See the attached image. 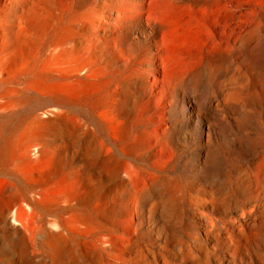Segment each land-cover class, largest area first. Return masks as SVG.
I'll return each instance as SVG.
<instances>
[{
	"label": "rangeland",
	"instance_id": "obj_1",
	"mask_svg": "<svg viewBox=\"0 0 264 264\" xmlns=\"http://www.w3.org/2000/svg\"><path fill=\"white\" fill-rule=\"evenodd\" d=\"M31 82L47 93H24ZM10 88L25 101L16 146L36 139L53 151L33 156L21 174L31 181L51 170L55 179L78 181L83 205L133 240L125 247L118 240L126 251L114 264H138L142 256L152 264H264V0H0V99ZM13 170L0 159V211L6 183L25 181L16 182ZM25 203L16 218L30 238L56 214ZM1 231L0 264H42L20 254L16 234ZM79 252L80 261L62 264H95L87 245Z\"/></svg>",
	"mask_w": 264,
	"mask_h": 264
},
{
	"label": "bare ground",
	"instance_id": "obj_2",
	"mask_svg": "<svg viewBox=\"0 0 264 264\" xmlns=\"http://www.w3.org/2000/svg\"><path fill=\"white\" fill-rule=\"evenodd\" d=\"M135 1V0H134ZM48 3V2H47ZM117 3V2H116ZM153 7V6H152ZM128 8V7H127ZM42 9V8H41ZM47 9L48 11V8H45V10ZM68 9V8H67ZM73 9V8H72ZM78 9V8H77ZM51 9H49L50 11ZM70 10H71V7H70ZM68 10V11H70ZM76 10V8H75ZM72 11V10H71ZM74 11V9H73ZM78 11V10H76ZM62 12V11H61ZM60 12V13H61ZM94 12V11H93ZM59 13V15H60ZM64 13V11H63ZM71 13V12H70ZM80 13V12H79ZM84 13V12H83ZM146 13V12H144ZM78 14V13H76ZM96 14V13H95ZM117 14V13H116ZM63 15V14H62ZM65 15V13H64ZM68 15V14H67ZM113 15V14H112ZM73 16V15H72ZM68 17V16H67ZM75 17V16H74ZM95 17V16H94ZM119 17V16H118ZM62 18V17H61ZM81 18V17H79ZM78 18V20H79ZM76 19V17H75ZM74 19V20H75ZM68 20V19H67ZM77 20V19H76ZM77 20V21H78ZM101 20V19H99ZM73 21V20H71ZM70 21V22H71ZM87 21V20H86ZM92 21V20H91ZM149 21V19H148ZM147 21V25L149 27H151V23ZM69 22V20H68ZM74 22V21H73ZM82 22V21H81ZM90 22V21H89ZM88 22V23H89ZM146 22V21H145ZM160 22V21H159ZM64 23H67V22H64ZM78 23V22H77ZM76 23V25H77ZM87 23V24H88ZM91 23V22H90ZM89 23V25H90ZM102 23V22H101ZM79 25V24H78ZM82 25V24H81ZM86 25V24H85ZM84 25V27L86 28V26ZM62 26V25H61ZM66 27V25H64ZM71 27L72 24L70 25ZM101 26V24H100ZM60 27V26H59ZM63 27V26H62ZM69 27V26H68ZM70 27V28H71ZM78 27V26H77ZM98 27V26H96ZM67 28V27H66ZM69 28V29H70ZM75 29V27H73ZM80 28V27H79ZM94 28V27H93ZM61 29V28H60ZM63 29V28H62ZM72 29V28H71ZM78 29V28H76ZM83 29V27H82ZM96 29V28H94ZM156 29V28H155ZM57 31V30H56ZM64 31V29L62 30ZM75 31V30H74ZM77 31V30H76ZM79 31V30H78ZM77 31V32H78ZM157 32V31H156ZM79 33V32H78ZM84 33V32H83ZM93 33V32H92ZM55 33H53V36H54ZM59 34V32H58ZM64 34V33H63ZM62 34V35H63ZM76 34V33H74ZM80 34V33H79ZM78 34V36H79ZM86 34V33H85ZM94 34V33H93ZM61 35V36H62ZM90 35V34H89ZM59 36V37H61ZM93 36V35H92ZM58 37V36H57ZM63 37L65 38L66 40V37L63 35ZM68 37V36H67ZM159 37V36H158ZM70 38V36L68 37ZM67 38V39H68ZM72 38V37H71ZM87 38V36H86ZM88 38H90L88 36ZM112 38V37H111ZM53 39V37H52ZM94 39V38H93ZM115 39H118V38H115ZM63 40V39H62ZM61 38L60 40L58 41H62ZM79 40V39H77ZM76 40V41H77ZM83 40V39H82ZM81 40V41H82ZM86 40V39H85ZM84 40V41H85ZM114 40V39H113ZM112 40V42H114ZM64 41V40H63ZM75 41V40H74ZM73 41V42H74ZM87 41L89 42V39H87ZM100 41V40H99ZM102 41V39H101ZM111 41V40H110ZM52 42V41H51ZM91 42V41H90ZM70 43V42H69ZM78 43V42H77ZM85 43V42H84ZM217 45V43H215ZM67 45V44H66ZM72 45V44H71ZM223 45V44H222ZM62 46V44H61ZM64 46V45H63ZM68 46V45H67ZM66 46V47H67ZM73 46H74V43H73ZM72 46V47H73ZM60 47V46H59ZM143 47V46H142ZM61 48V47H60ZM64 50H65V46L62 47ZM76 48V47H75ZM144 48V47H143ZM50 49V48H49ZM52 49V48H51ZM59 49V48H58ZM74 49V48H73ZM61 50V49H59ZM70 50V49H68ZM72 50V49H71ZM70 50V51H71ZM76 50V49H75ZM83 50V48H82ZM51 51V50H50ZM53 51V50H52ZM51 51V52H52ZM66 52V50H65ZM69 52V51H67ZM66 52V53H67ZM57 53V52H55ZM76 53V52H75ZM123 53H124V50H123ZM51 54V53H50ZM58 54V53H57ZM78 54H79V50H78ZM125 54V53H124ZM141 54V53H140ZM52 55H53V52H52ZM60 55V54H59ZM58 55V56H59ZM62 55V54H61ZM68 55V54H67ZM66 55V56H67ZM138 55V54H137ZM136 55V56H137ZM48 56V55H46ZM55 56V57H53ZM52 56V59L53 58H56L57 55H53ZM57 56V58H58ZM76 58H77V54L74 55ZM80 56V54H79ZM84 56V54H83ZM86 56V55H85ZM124 56V55H123ZM134 56V54H133ZM63 57V56H61ZM60 58V57H59ZM66 58V57H65ZM70 58V57H69ZM68 58V60H69ZM73 58V56L71 57V59ZM83 58V57H82ZM87 58V56L85 57ZM127 58V57H125ZM163 58V57H162ZM81 59V58H80ZM56 60V59H54ZM63 60H64V57H63ZM67 60V61H68ZM76 60V59H75ZM89 60V59H88ZM129 60V59H127ZM51 61V59H50ZM53 61V60H52ZM59 61V60H58ZM65 61V62H67ZM79 61H84L83 59L82 60H79ZM91 61V60H90ZM135 61V60H134ZM61 62V61H59ZM74 62V61H73ZM78 63V61H75V63ZM87 62V61H86ZM132 62V60H131ZM53 63V62H51ZM50 63V64H51ZM74 63V64H75ZM101 63V62H100ZM61 64V63H60ZM67 64V63H66ZM65 64V65H66ZM77 65V64H76ZM83 65V63H82ZM100 66V64H98ZM6 66V65H4ZM30 66V65H29ZM32 66V65H31ZM74 66V65H73ZM79 66V65H78ZM85 66V65H84ZM34 67V66H33ZM17 68V66H16ZM66 68V67H65ZM84 67H82L83 69ZM101 68V67H100ZM53 69V68H52ZM62 68H60V70H57V71H62L61 70ZM67 69V68H66ZM78 69V68H77ZM18 70V69H17ZM33 70V69H32ZM39 70V69H38ZM80 69H78L79 71ZM95 70V69H94ZM98 70H99V67H98ZM19 71V70H18ZM41 71V70H40ZM53 71V70H52ZM76 71V70H74ZM76 71V72H78ZM85 71V70H83ZM82 71V72H83ZM92 69L90 68V71L88 72H91ZM28 72V71H27ZM55 72V71H54ZM52 72V74L54 73ZM72 72H73V69H72ZM86 72V71H85ZM86 72V74L88 73ZM95 72V71H94ZM97 74H98V71H96ZM112 72V71H111ZM32 73V72H31ZM46 73V72H45ZM80 73V72H78ZM10 74V73H8ZM29 74V73H28ZM38 74V73H37ZM48 74V73H47ZM55 74L58 75V73L56 72ZM63 74V73H62ZM77 74V73H76ZM85 74V73H84ZM83 74V75H84ZM91 74V73H89ZM96 74V75H97ZM100 74V73H99ZM155 74V73H154ZM43 75V74H42ZM41 75V76H42ZM60 75V73H59ZM70 75V74H69ZM72 75V74H71ZM70 75V76H71ZM74 75V74H73ZM72 75V76H73ZM88 75V74H87ZM95 75V73L93 74ZM101 75V74H100ZM112 75V74H111ZM38 76V75H37ZM48 76V75H47ZM54 76V75H53ZM52 76V77H53ZM107 76V75H106ZM110 76V75H109ZM31 77V76H30ZM39 77V76H38ZM43 77H46L43 76ZM55 77V76H54ZM69 77V76H68ZM75 77V76H74ZM73 77V79H75ZM85 77V75H84ZM93 77V76H92ZM99 77V76H98ZM104 77V76H103ZM37 78V77H36ZM49 78V76L47 77ZM47 78H43L44 80H46ZM51 78V77H50ZM64 77H62L61 79H63ZM78 78V77H77ZM76 78V79H77ZM90 78V77H89ZM102 78V77H101ZM9 79V78H8ZM22 79V78H21ZM34 79V77H33ZM32 79V80H33ZM72 81L70 82H73V79L70 78ZM95 79V78H94ZM100 79V78H99ZM11 80V79H9ZM27 80V79H26ZM25 80V81H26ZM30 80V79H29ZM31 80V81H32ZM47 80H51V79H47ZM65 80V78L63 79ZM97 80V79H96ZM21 81V80H20ZM43 81V80H42ZM59 81V80H58ZM66 81V80H65ZM69 81V80H68ZM24 82V81H23ZM22 82V83H23ZM29 82V81H28ZM112 82V81H111ZM9 83V82H8ZM11 83V82H10ZM38 83V81H37ZM40 83V81H39ZM42 83V82H41ZM55 83V82H54ZM59 83V82H57ZM108 83V82H107ZM18 84L20 85V83L18 82ZM25 83H23V86H24ZM29 84V83H28ZM32 82L30 83V86H26L24 89L22 88L21 86V89H23L22 91L25 93V91L27 90H32L33 88L34 89H37L39 87V84H38V87H36L35 85H31ZM64 84V83H63ZM70 84V83H69ZM76 82L74 83V86H75ZM13 85V84H12ZM22 85V84H21ZM27 85V84H26ZM43 85V84H42ZM41 86V85H40ZM56 86V85H55ZM70 88V87H69ZM40 89V88H39ZM37 89V90H39ZM63 89V88H62ZM71 89V88H70ZM69 89V90H70ZM72 89H75V88H72ZM71 89V90H72ZM41 90V89H40ZM44 91H46L45 93H47V90L44 88L43 89ZM43 90H41L40 92H42ZM36 91V90H35ZM43 91V93H44ZM55 91V90H54ZM61 91V90H59ZM99 91V90H98ZM97 91V93H98ZM103 91V90H102ZM111 91V90H110ZM109 91V93H110ZM31 92V91H30ZM37 92V91H36ZM6 93V92H5ZM39 93V91H38ZM42 93V94H43ZM114 94V92H112ZM116 93V92H115ZM127 93V92H126ZM21 94L22 92L19 90V89H14V88H10L9 91L7 92V94L5 96H3V98L0 99V159L2 161H7L9 162L12 166H13V174H14V178H11L14 179L16 182L17 180H19L20 182L21 179L24 181L26 178L23 177V175L21 174L20 170L22 171L23 168L27 167V166H31L35 163V160L33 159V156H36V155H39V156H44V155H49L51 154V150L49 147V145H43V144H40L39 141H37L36 139L35 140H24V144H23V148L22 149H19L16 144H15V137L13 135L14 131L18 130L20 127H22L23 125V122L25 121L23 118H18V112L20 111V109L24 106L25 104V101L24 99L21 97ZM36 94V93H35ZM40 94V93H39ZM58 94V93H57ZM128 94V93H127ZM45 95V94H44ZM50 95V94H49ZM52 95V94H51ZM107 95V94H106ZM105 95V96H106ZM41 96V95H40ZM48 96V95H47ZM113 96V95H112ZM44 97V96H42ZM46 97V96H45ZM91 97V96H90ZM95 97H97V95L95 94ZM94 97V98H95ZM100 97V96H98ZM115 97V96H114ZM114 97H112L114 99ZM100 98H103V97H100ZM105 98V97H104ZM109 98V95L108 97ZM116 98V97H115ZM93 99V98H92ZM99 99V98H98ZM112 99V100H113ZM117 99V98H116ZM88 100V99H87ZM97 100V98H96ZM106 100V99H104ZM107 101V100H106ZM115 101V100H114ZM98 102V100H97ZM96 102V103H97ZM104 103V101H102ZM109 102V100H108ZM107 102V103H108ZM61 103V102H60ZM67 103V102H66ZM99 103V102H98ZM102 103V105H103ZM59 104V103H58ZM93 104V103H92ZM95 104V102H94ZM100 104V103H99ZM99 104H95V105H99ZM110 104V103H109ZM63 105H64V102H63ZM66 105V104H65ZM87 105V104H86ZM90 105V104H89ZM88 105V106H89ZM108 105V104H107ZM93 106V105H92ZM90 106V107H92ZM55 107V106H54ZM81 107V106H80ZM100 107V106H99ZM104 107V106H103ZM59 108V106H58ZM75 108V107H74ZM73 108V109H74ZM61 109V108H60ZM69 109V108H68ZM84 109V108H83ZM98 109V106L96 107V110ZM53 110V108H52ZM57 111V115H62V116H65V113L62 111V110H58L57 108L55 109ZM71 110V109H70ZM80 110V109H79ZM85 110V109H84ZM89 110V109H88ZM94 110V109H92ZM100 110V109H99ZM105 110V109H104ZM48 111V110H47ZM51 111V110H50ZM67 111V109L65 110ZM75 111V110H74ZM87 111V110H86ZM101 111V110H100ZM54 112V111H53ZM91 112V111H90ZM67 113H70V112H67ZM98 113V112H97ZM100 113V112H99ZM98 113V114H99ZM47 114V113H45ZM71 114V113H70ZM77 114V113H76ZM94 114V113H93ZM96 114V112H95ZM102 114V113H100ZM109 114V113H108ZM15 116V120L8 126H5L4 123H2V118L3 117H9V116ZM56 115V116H57ZM107 115V114H106ZM47 116V115H46ZM104 116V115H103ZM37 117V116H36ZM40 117V116H39ZM80 117V116H79ZM84 117V116H83ZM82 117V118H83ZM102 117V115L100 116ZM32 118V117H31ZM38 118V117H37ZM49 118V117H48ZM104 118V117H103ZM20 119V120H18ZM33 119V118H32ZM67 119V118H66ZM105 119V118H104ZM56 120V119H55ZM61 120V119H60ZM64 120V119H63ZM70 120V119H68ZM74 120V118H73ZM100 120V119H99ZM106 120V119H105ZM36 121V120H35ZM54 121V119H53ZM58 121V120H57ZM56 121V122H57ZM72 121V120H71ZM108 121V120H106ZM73 122V121H72ZM101 122V121H100ZM98 122V123H100ZM103 122V120H102ZM115 122V121H114ZM32 123V122H31ZM55 123V122H54ZM107 123V122H106ZM105 123V124H106ZM39 124V123H38ZM43 124V122H42ZM75 124V122L73 123ZM78 124V122H77ZM108 124V123H107ZM110 124V123H109ZM112 124V123H111ZM27 125V124H26ZM34 125V124H33ZM41 125V124H40ZM54 125V124H53ZM81 124H78L77 126H80ZM93 125V124H92ZM31 126V125H30ZM36 126V125H35ZM58 126V125H57ZM83 126V124H82ZM90 126V125H89ZM26 127V126H25ZM24 127V128H25ZM92 127V126H91ZM102 127V126H101ZM100 127V128H101ZM112 127V126H111ZM28 128V127H27ZM26 128V129H27ZM31 128V127H29ZM73 128V127H72ZM71 128V129H72ZM79 128V127H78ZM87 128V127H86ZM84 128V129H86ZM95 128V127H94ZM104 128V127H102ZM32 129V128H31ZM34 129V128H33ZM36 129V127H35ZM70 128L67 129V130H71ZM96 129V128H95ZM54 130V129H53ZM65 130V131H67ZM87 130V129H86ZM89 130V129H88ZM92 130V128H91ZM90 130V132H91ZM99 130V129H98ZM29 131V130H28ZM58 131V130H57ZM76 131V129H75ZM79 131V130H78ZM112 131V130H111ZM68 132V131H67ZM79 132H82V131H79ZM87 132V131H86ZM84 131V133H86ZM97 132V131H96ZM56 133V132H55ZM66 133V132H65ZM83 133V134H84ZM93 133V131L91 132ZM94 133H95V130H94ZM93 133V134H94ZM64 134V133H63ZM77 134H80V133H77ZM88 134L90 135V133L88 132ZM87 134V135H88ZM92 134V135H93ZM106 134V133H105ZM113 134V133H112ZM38 135V134H37ZM52 135V134H51ZM70 135H72L70 133ZM68 135V136H70ZM94 135H97L96 133ZM114 135V134H113ZM28 136V134H27ZM39 136H40V133H39ZM64 136V135H62ZM61 136V138H63ZM67 136V135H66ZM67 136V137H68ZM78 136V135H76ZM108 136V135H107ZM41 137V136H40ZM90 137H92L90 135ZM98 137V135H97ZM37 138V137H36ZM76 138V137H75ZM79 138V137H78ZM94 138V137H93ZM114 138V137H113ZM112 138V139H113ZM118 138V137H117ZM64 139V138H63ZM71 139V137H70ZM69 139V140H70ZM77 139V138H76ZM82 139V138H81ZM91 139V138H90ZM107 139V137H106ZM110 139V138H109ZM108 139V140H109ZM111 139V140H112ZM116 139V138H115ZM42 140V139H41ZM68 140V139H67ZM73 140V139H72ZM114 140V139H113ZM71 141V140H70ZM74 141L76 142V140L74 139ZM72 141L71 143L73 144ZM83 141V140H82ZM81 141V142H82ZM86 143L88 142V138H87V141H85ZM96 142V141H94ZM102 142V141H101ZM84 143V144H86ZM104 143V142H103ZM77 144L76 143V147H77ZM83 144V145H84ZM87 144H90L89 142ZM86 146L88 147L89 145ZM97 144V143H96ZM98 144H101V143H98ZM119 144V143H118ZM54 145V144H53ZM114 145V144H113ZM116 145V144H115ZM61 146V145H60ZM85 146V145H84ZM83 146V147H84ZM102 146H105L104 144ZM79 147V146H78ZM106 147V146H105ZM105 147H103L102 149H104ZM108 147V145H107ZM106 147V149H108ZM115 147V146H114ZM123 147V146H121ZM74 148V147H73ZM80 148V147H79ZM78 148V149H79ZM97 148V147H95ZM54 149V148H53ZM75 149V148H74ZM83 149V148H81ZM90 149V148H89ZM105 149V150H106ZM111 149V148H110ZM118 150V149H117ZM120 150V149H119ZM81 151V150H80ZM86 151V149L84 150ZM97 151V150H96ZM102 151V150H101ZM109 151V150H107ZM115 151V150H114ZM83 152V151H82ZM88 152V151H86ZM55 153V152H54ZM103 153V152H102ZM116 153V151H115ZM88 154H90L88 152ZM94 154V153H93ZM112 154V153H111ZM100 155V154H99ZM107 156V155H106ZM47 157V156H46ZM109 157V156H108ZM111 157V155H110ZM113 157V156H112ZM116 157V156H115ZM104 158V156H103ZM102 156H101V160L103 159ZM129 158V157H128ZM90 158H88L89 160ZM92 159V158H91ZM96 159V157H95ZM122 159V158H121ZM109 160V158L107 159ZM107 160L105 162H107ZM112 160V159H111ZM114 160V159H113ZM112 160V161H113ZM123 160V159H122ZM125 160V159H124ZM110 161V160H109ZM108 161V163H109ZM116 161V160H115ZM129 161V160H128ZM42 162V161H41ZM51 162V159L49 158L48 159V163ZM91 162V161H90ZM93 162V160H92ZM101 162V161H100ZM104 163V162H103ZM111 163V161H110ZM114 163V162H112ZM111 163V164H112ZM116 165H117V161L115 162ZM102 164V162H101ZM100 164V166H101ZM106 164V163H104ZM39 165V164H38ZM98 165V164H97ZM134 165V164H133ZM132 165V166H133ZM95 166V164H94ZM93 166V167H94ZM106 166V165H105ZM109 167V164L107 165ZM114 166V165H112ZM118 166V165H117ZM122 166V164H121ZM92 167V168H93ZM123 167V166H122ZM91 168V169H92ZM95 168V167H94ZM100 168V167H99ZM118 168V167H117ZM130 168V166H129ZM121 169V168H120ZM68 170V169H67ZM111 170V169H110ZM129 170V169H128ZM128 170L126 169V173H130L131 171L128 172ZM65 171V170H63ZM96 171V170H95ZM121 171V170H120ZM122 172V171H121ZM137 172V171H136ZM53 172L51 170H46L45 173L40 176L39 178H33L31 179V181H29L30 179L25 180L23 183H18L19 185L18 186H10L9 183L7 184L6 183V186L4 187L3 189V192L1 193V197L3 199V208H2V211H0V229L2 230L1 232L3 234H6V233H9L10 231L14 234H16L18 237H17V240L15 242V245L19 248V252L21 255H29V253H32L33 255L31 256L32 258L36 257L37 259H39V261L42 263V264H62L64 260H72L74 259L75 261H80L81 259V255H80V252H79V246L80 245H87L92 256H93V259H94V262L95 264H114V262H112L110 259L111 258H117V259H120L121 258V255H125V249H121V246L122 244L121 243H124V242H133V240L131 239H128V237H126L123 233H121L119 230L117 229H113L111 227H109L108 225L106 224H103L101 221H99L97 219V214L96 212H94V206L92 205H83L82 201L83 199L85 198L86 194L85 193H82V190L79 186V182L78 181H75V180H72V179H69L65 176L59 178V179H55V177L53 176ZM123 174V173H121ZM132 174V172H131ZM61 175V174H60ZM148 175V174H147ZM145 175V176H147ZM56 176V175H55ZM125 176V174H124ZM138 176V175H137ZM142 176V175H141ZM131 178V176H130ZM129 178V180H130ZM128 179V178H127ZM140 179V178H139ZM142 179V178H141ZM143 180V179H142ZM10 181V180H9ZM18 181V182H19ZM133 181V180H131ZM138 181V180H137ZM10 182H13L10 181ZM134 182V181H133ZM131 182V183H133ZM142 182V181H141ZM15 183V182H14ZM116 183V182H115ZM122 183V181L120 182ZM124 183V182H123ZM136 183V182H135ZM140 183V182H139ZM13 184V183H11ZM140 184H144V183H140ZM14 185V184H13ZM125 185V184H124ZM133 185V184H132ZM112 186V185H111ZM114 186V185H113ZM117 186V185H116ZM137 186V185H136ZM134 188L135 185H133ZM108 188V187H107ZM114 188V187H113ZM142 188V187H141ZM145 188V186H144ZM109 189V188H108ZM115 189V188H114ZM122 189V188H121ZM138 189V187H137ZM116 190V189H115ZM136 191V189H133ZM140 190V189H139ZM145 191V190H144ZM143 191V192H144ZM104 192V190H103ZM102 192V193H103ZM117 192V191H116ZM138 192H142L141 191H138ZM136 193V192H134ZM133 194V193H132ZM143 195H146V193H142ZM37 195L39 196V198L37 197ZM141 195V193H140ZM143 195H142V198L140 196L141 199H143ZM149 196V194H147ZM136 196V195H134ZM99 198V197H98ZM133 198V196L131 197ZM144 199H145V196H144ZM147 199V197H146ZM26 202L29 206H32V207H36V208H39V209H44L45 211L47 212H53V214L55 213V217L54 219L52 218V221H49V226L44 223L42 224L37 233H33L30 238H27V236L22 232V230L18 227V224L20 223L19 222V219L16 218V212L21 210V203L22 202ZM97 202V201H96ZM144 202V200L142 201ZM25 203V205H26ZM94 203V202H93ZM24 204V203H23ZM98 204V203H97ZM27 207V206H26ZM25 207V208H26ZM93 208V209H92ZM109 208V207H107ZM27 209V208H26ZM32 209V208H31ZM106 209V208H105ZM129 209L132 211V212H135L137 210V207H136V204L135 202L134 203H131L129 204ZM29 210V208H28ZM30 211V210H29ZM44 212V211H43ZM102 213V212H101ZM8 214L12 215L13 216V219H12V223L8 220ZM39 218V217H38ZM41 219V217H40ZM47 219V218H46ZM49 219V218H48ZM51 219V218H50ZM42 220V219H41ZM133 220V219H132ZM36 221V220H35ZM40 221V220H39ZM38 221V222H39ZM128 223V221H127ZM132 223V221H131ZM130 225V224H129ZM235 225L236 227L239 229V230H242L243 229V225H242V221L240 219L238 220H235ZM36 230V229H35ZM227 232V231H226ZM229 233V232H228ZM227 233V234H228ZM229 237H231L230 234H228ZM135 238V237H134ZM120 239H123V241L120 243L118 240ZM133 239V238H132ZM137 239V237H136ZM135 239V240H136ZM134 240V241H135ZM139 241V240H138ZM117 242H119L117 244ZM127 243V244H129ZM140 243V242H139ZM246 243V242H245ZM120 244V245H119ZM133 244V243H132ZM132 244H130V246H133ZM125 245V243L123 244V246ZM140 245V244H139ZM138 245V246H139ZM1 247H2V241H1V238H0V253H2V250H1ZM125 247V246H124ZM246 247V246H245ZM248 247V246H247ZM134 248V247H133ZM132 248V249H133ZM140 248V247H139ZM131 249V250H132ZM140 250V249H139ZM138 250V251H139ZM247 250V249H246ZM136 251V249H135ZM128 252V251H127ZM133 252V250H132ZM131 252V253H132ZM141 252V250L139 251V253ZM128 255V254H126ZM134 255V254H133ZM138 256V254H136ZM135 255V256H136ZM143 255V254H142ZM189 256H194L193 253H191ZM129 257V256H128ZM132 257V256H131ZM141 257V255H140ZM142 260L141 262H139L138 264H152L150 258H148V256H142L141 257ZM134 259V257L132 258ZM128 261H130V258L127 259ZM132 261V260H131ZM154 262V261H153ZM159 262V261H158ZM116 263V262H115ZM155 263V262H154ZM23 264H27L26 261L23 262ZM86 264V263H85Z\"/></svg>",
	"mask_w": 264,
	"mask_h": 264
}]
</instances>
